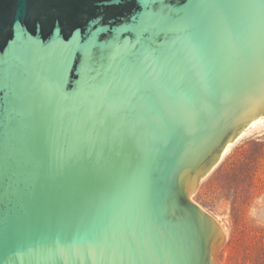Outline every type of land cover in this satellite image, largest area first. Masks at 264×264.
I'll use <instances>...</instances> for the list:
<instances>
[{
  "label": "water",
  "instance_id": "95a60500",
  "mask_svg": "<svg viewBox=\"0 0 264 264\" xmlns=\"http://www.w3.org/2000/svg\"><path fill=\"white\" fill-rule=\"evenodd\" d=\"M264 115V0H0V264H219L191 199Z\"/></svg>",
  "mask_w": 264,
  "mask_h": 264
},
{
  "label": "rangeland",
  "instance_id": "374dc122",
  "mask_svg": "<svg viewBox=\"0 0 264 264\" xmlns=\"http://www.w3.org/2000/svg\"><path fill=\"white\" fill-rule=\"evenodd\" d=\"M261 133L232 145L191 195L228 230L217 252L219 264H264V129Z\"/></svg>",
  "mask_w": 264,
  "mask_h": 264
},
{
  "label": "bare ground",
  "instance_id": "6f19581e",
  "mask_svg": "<svg viewBox=\"0 0 264 264\" xmlns=\"http://www.w3.org/2000/svg\"><path fill=\"white\" fill-rule=\"evenodd\" d=\"M263 129H264V115H261V116H258L257 118H255L254 120L250 121L245 126V128L243 129V131L240 134H238L230 143H228L224 146V148L222 149V151L219 155L218 160L223 159L226 156V154H228L232 145H234L238 140H240L241 138H243L246 135H252V134L257 133V132H258V135H260V134H262L261 131ZM219 225H220V227H222L221 230L224 233V235L227 236V234H228L227 228H225L221 224H219Z\"/></svg>",
  "mask_w": 264,
  "mask_h": 264
}]
</instances>
